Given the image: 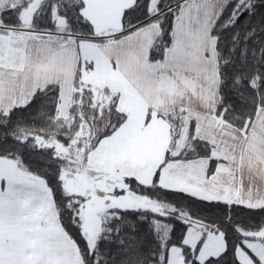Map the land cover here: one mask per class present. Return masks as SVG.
<instances>
[{
	"label": "snow or ice",
	"instance_id": "6c2138e0",
	"mask_svg": "<svg viewBox=\"0 0 264 264\" xmlns=\"http://www.w3.org/2000/svg\"><path fill=\"white\" fill-rule=\"evenodd\" d=\"M0 264H264V0H0Z\"/></svg>",
	"mask_w": 264,
	"mask_h": 264
}]
</instances>
